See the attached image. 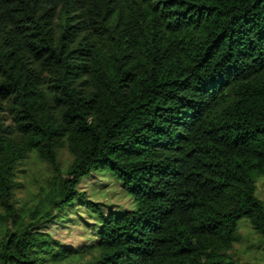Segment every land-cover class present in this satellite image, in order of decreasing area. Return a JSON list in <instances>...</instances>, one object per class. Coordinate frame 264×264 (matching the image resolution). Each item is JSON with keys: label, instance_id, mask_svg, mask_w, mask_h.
Masks as SVG:
<instances>
[{"label": "trees", "instance_id": "trees-1", "mask_svg": "<svg viewBox=\"0 0 264 264\" xmlns=\"http://www.w3.org/2000/svg\"><path fill=\"white\" fill-rule=\"evenodd\" d=\"M32 157L52 179L18 214ZM100 172L135 208L82 261L45 230ZM259 177L264 0H0V264H264L232 256L242 220L264 251Z\"/></svg>", "mask_w": 264, "mask_h": 264}, {"label": "rangeland", "instance_id": "rangeland-1", "mask_svg": "<svg viewBox=\"0 0 264 264\" xmlns=\"http://www.w3.org/2000/svg\"><path fill=\"white\" fill-rule=\"evenodd\" d=\"M73 158L68 150L58 153V163L62 169H67ZM52 179V172L47 163L32 157L20 167L17 181L20 188L15 192L14 205L17 213L34 207L45 196L42 187L48 189V181ZM80 192L87 195L86 202L71 208L63 222L56 221L45 230L61 245L78 250L79 260L87 261L93 256L90 245L97 240V231L101 226V215L122 214L133 211L135 205L121 185L109 172H100L83 180L79 186ZM258 199L264 202V178L257 179ZM94 204L92 208L90 204ZM5 215L0 206V216ZM239 234L242 242L236 245L232 256L242 262L264 263V251L258 248L262 238L252 229L248 220L239 223ZM4 236V228L0 221V242Z\"/></svg>", "mask_w": 264, "mask_h": 264}]
</instances>
